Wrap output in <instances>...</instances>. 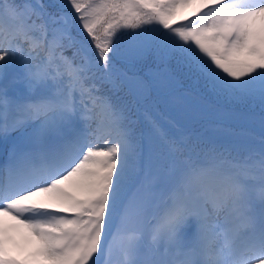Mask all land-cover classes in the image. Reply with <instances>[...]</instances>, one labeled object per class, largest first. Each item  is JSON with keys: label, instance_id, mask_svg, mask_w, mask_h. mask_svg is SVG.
Instances as JSON below:
<instances>
[{"label": "snow or ice", "instance_id": "6c2138e0", "mask_svg": "<svg viewBox=\"0 0 264 264\" xmlns=\"http://www.w3.org/2000/svg\"><path fill=\"white\" fill-rule=\"evenodd\" d=\"M17 65L0 264H264V0H0ZM242 109L258 147L195 129Z\"/></svg>", "mask_w": 264, "mask_h": 264}, {"label": "trees", "instance_id": "16d2710c", "mask_svg": "<svg viewBox=\"0 0 264 264\" xmlns=\"http://www.w3.org/2000/svg\"><path fill=\"white\" fill-rule=\"evenodd\" d=\"M52 0H45V3H51ZM242 115L225 122L223 125L200 124L195 125L198 133H202L206 141H214L225 146H235L245 148L249 146H259L260 126L255 121H260V113L255 109L252 113L247 110H240ZM138 131L145 129L143 122L137 125Z\"/></svg>", "mask_w": 264, "mask_h": 264}, {"label": "rangeland", "instance_id": "374dc122", "mask_svg": "<svg viewBox=\"0 0 264 264\" xmlns=\"http://www.w3.org/2000/svg\"><path fill=\"white\" fill-rule=\"evenodd\" d=\"M15 67L16 68H19V65L15 66ZM21 74H22L21 71H19V69H18V71L16 72V74H14L10 80L6 81L5 84L0 80V87L8 86V84L11 82V88L8 89V92H14L15 93V96H17L19 90L21 88L25 89V87H24V84L23 83H12V79H13L14 76H19ZM257 123L260 125L259 121H255V124H257ZM3 157L5 158L4 151H3Z\"/></svg>", "mask_w": 264, "mask_h": 264}, {"label": "water", "instance_id": "95a60500", "mask_svg": "<svg viewBox=\"0 0 264 264\" xmlns=\"http://www.w3.org/2000/svg\"><path fill=\"white\" fill-rule=\"evenodd\" d=\"M13 70H14V68L10 71V73H11ZM10 73H9V74H10ZM4 81H5V80H4Z\"/></svg>", "mask_w": 264, "mask_h": 264}]
</instances>
